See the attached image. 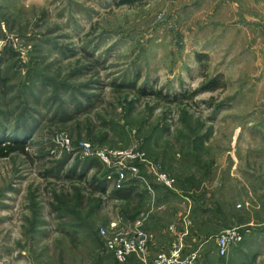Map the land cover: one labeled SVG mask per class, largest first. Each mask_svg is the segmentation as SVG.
Segmentation results:
<instances>
[{
	"label": "rangeland",
	"instance_id": "obj_1",
	"mask_svg": "<svg viewBox=\"0 0 264 264\" xmlns=\"http://www.w3.org/2000/svg\"><path fill=\"white\" fill-rule=\"evenodd\" d=\"M254 2L0 0V264H151L254 220L200 262L264 264ZM139 220L150 260L120 262L101 230Z\"/></svg>",
	"mask_w": 264,
	"mask_h": 264
},
{
	"label": "built area",
	"instance_id": "obj_2",
	"mask_svg": "<svg viewBox=\"0 0 264 264\" xmlns=\"http://www.w3.org/2000/svg\"><path fill=\"white\" fill-rule=\"evenodd\" d=\"M86 155L89 156H104L107 153L100 149H94L90 144L84 143L82 145ZM163 178V177H161ZM167 185L173 186L174 180L167 179ZM144 220H139L137 223L128 225L130 228H118L113 224L112 231L108 232L107 228H103L101 233L106 239L107 248L113 252L116 259L120 262L127 261V258L132 254L137 255L140 259L148 263L150 260L149 251V236L143 229ZM212 240L210 238L201 243L198 248H195L190 253L183 254V246L180 241L174 242L170 250H163L158 252L151 264H200V258L204 252L203 246ZM219 255L226 256L232 245L243 240V234L240 227L230 228L218 235L215 239Z\"/></svg>",
	"mask_w": 264,
	"mask_h": 264
},
{
	"label": "crops",
	"instance_id": "obj_3",
	"mask_svg": "<svg viewBox=\"0 0 264 264\" xmlns=\"http://www.w3.org/2000/svg\"><path fill=\"white\" fill-rule=\"evenodd\" d=\"M254 5L256 6V8L260 11V13L262 12V13H264V0H255V2H254ZM251 19H252V21H253V27H255V23L256 24H258L257 25V27H259V24L260 25H262L263 26V24H264V18H259V17H257V16H255V15H253V16H251L250 17ZM151 201V200H150ZM174 212H173V210L171 209V214H172V216H174V214H173ZM255 217L256 216H254V214H253V218L255 219ZM252 218V219H253ZM174 223V221H172V223L169 225L170 227H171V225ZM254 224H255V220L254 221H252L250 224H248V228H245V227H247V226H245V225H242L241 227H240V230H241V232H242V234H243V238L244 239H246V236H247V234L245 233V232H247V231H249L250 230V225H253L254 226ZM257 225V224H256ZM169 226H166V228H165V230H164V233H162V235L165 237V239H166V242H167V244L165 245V246H163V245H159V247H157V250H161V249H163V248H168L169 246H170V242L172 241V235L170 234V232L168 231V227ZM191 229V228H190ZM185 245H186V252H189L190 250H194V247L196 246V244H197V240L195 239V238H193V237H186L185 238ZM216 242H215V240H211V242H209L206 246H210V247H212V246H216V244H215ZM153 246V245H152ZM209 246L206 248L205 247V249H204V251H207L208 249H209ZM193 248V249H192ZM204 254V253H203ZM204 257V256H203ZM202 261V260H201ZM200 264H201V262H200Z\"/></svg>",
	"mask_w": 264,
	"mask_h": 264
},
{
	"label": "trees",
	"instance_id": "obj_4",
	"mask_svg": "<svg viewBox=\"0 0 264 264\" xmlns=\"http://www.w3.org/2000/svg\"><path fill=\"white\" fill-rule=\"evenodd\" d=\"M3 148H0V150L2 151ZM103 189H101V192L105 193L106 192V187L104 188V186L102 187ZM123 192V193H122ZM133 193V189L129 188H124V190H116L115 195L122 200H126L128 198H130L131 194ZM129 200V199H128Z\"/></svg>",
	"mask_w": 264,
	"mask_h": 264
}]
</instances>
